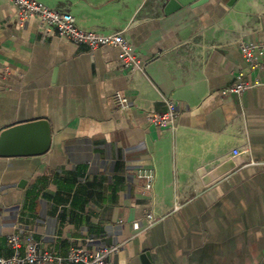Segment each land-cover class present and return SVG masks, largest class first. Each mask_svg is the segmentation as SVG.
I'll use <instances>...</instances> for the list:
<instances>
[{"label": "crops", "instance_id": "obj_1", "mask_svg": "<svg viewBox=\"0 0 264 264\" xmlns=\"http://www.w3.org/2000/svg\"><path fill=\"white\" fill-rule=\"evenodd\" d=\"M38 1L81 28L123 30L145 72L122 70L118 47L92 50L38 17L20 24L13 0H0V132L38 119L53 131L44 155L0 157V256L15 231L59 255L124 242L106 264H143L144 253L153 264H262L264 69L241 43H264V0L170 14L169 0ZM239 80L260 85L222 95ZM168 99L177 125L159 128L150 115ZM142 168L156 173L151 191ZM150 211L156 223L135 234Z\"/></svg>", "mask_w": 264, "mask_h": 264}, {"label": "built area", "instance_id": "obj_2", "mask_svg": "<svg viewBox=\"0 0 264 264\" xmlns=\"http://www.w3.org/2000/svg\"><path fill=\"white\" fill-rule=\"evenodd\" d=\"M17 8L18 22L23 24L32 17H38L47 30H55L59 37L68 38L78 44H86L92 50L102 46H115L120 49V66L122 70L145 72V65L133 45L126 38L124 31L102 33L93 29H84L77 25L76 19L69 11L60 8H50L38 0H13ZM242 54L252 68H263L264 58L263 42L241 43ZM241 77H239L240 79ZM260 85L259 82L239 80V82L224 88L222 95L241 94L246 89ZM118 110L126 111L132 106L127 95L116 92L113 96ZM180 115L178 105L171 99L167 100V110L164 113H152L150 121L159 128H175ZM139 177L145 180V189H153L156 173L151 168L139 169ZM146 221L133 222L135 234L153 226L157 218L153 212H148ZM7 243L12 249L8 257L0 256V264H106L108 258L123 247L120 244L104 245L97 250L89 251L85 247H72L66 255H59L53 251L40 247L32 232L21 236L15 231L7 234Z\"/></svg>", "mask_w": 264, "mask_h": 264}, {"label": "water", "instance_id": "obj_3", "mask_svg": "<svg viewBox=\"0 0 264 264\" xmlns=\"http://www.w3.org/2000/svg\"><path fill=\"white\" fill-rule=\"evenodd\" d=\"M199 0H169L165 13L170 14ZM53 131L47 119L22 122L0 132V157H27L46 154L52 143ZM143 264H153L149 253L141 256ZM264 264V262L262 263Z\"/></svg>", "mask_w": 264, "mask_h": 264}]
</instances>
